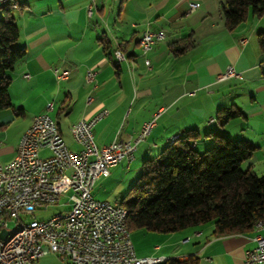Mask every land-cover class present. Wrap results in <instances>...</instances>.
Segmentation results:
<instances>
[{
	"label": "crops",
	"instance_id": "0c3cea01",
	"mask_svg": "<svg viewBox=\"0 0 264 264\" xmlns=\"http://www.w3.org/2000/svg\"><path fill=\"white\" fill-rule=\"evenodd\" d=\"M222 2L20 0L10 12L19 31L17 47L26 53L8 73L11 107L0 109V162L14 158L35 115L47 112L67 147L77 151L70 126L106 109V117L93 128L98 147L130 140L145 121L158 116L150 134L137 145L133 161L111 166L107 176L95 180L92 195L97 200L120 203L132 183L130 175L143 161L190 129L199 133L194 147L198 152L211 144L206 134L212 131L249 141L256 150L241 167L256 173L259 166L264 171V52L256 41V33L264 29V13L259 18L248 14L243 23L227 30ZM191 3L198 6L192 10ZM3 13L0 8V17ZM146 29L163 31L164 38L142 54L139 39ZM174 42L188 48L175 53L170 47ZM116 50L123 60L116 58ZM228 66L239 77L218 80ZM55 69L67 71V78L58 79ZM87 70L95 71L91 82L85 80ZM50 103L53 108L47 110ZM230 106L245 117L224 125L215 121L218 110ZM44 151L47 154L42 155ZM39 155L46 158L50 151L40 148ZM112 182L118 190L114 197L112 190L107 193L112 201L95 196L96 183L106 187ZM124 183L127 187L122 188ZM258 233L264 235V227L255 224L244 233L215 236L209 223L170 233L148 232L143 236L145 248L131 241L140 257L184 260L195 255L197 264H245L244 253L255 246L253 237Z\"/></svg>",
	"mask_w": 264,
	"mask_h": 264
},
{
	"label": "built area",
	"instance_id": "2783aa9c",
	"mask_svg": "<svg viewBox=\"0 0 264 264\" xmlns=\"http://www.w3.org/2000/svg\"><path fill=\"white\" fill-rule=\"evenodd\" d=\"M197 6L198 3L189 4L192 10ZM163 38V31L144 30L139 39L141 53L149 52ZM116 54L118 60L124 59L119 50ZM145 63L149 65V60L145 59ZM54 72L58 79L68 76L65 70ZM94 75L95 71L87 70L85 80L91 82ZM231 77H239L232 66L217 75L218 80ZM52 108V103L47 105V110ZM107 113L101 109L70 126L80 148L77 151L69 149L62 136H54L55 121L47 112L35 115L19 139L14 158L0 162V232L15 231L10 243L0 238V264H33L48 252L63 264H157L165 260L137 256L126 209L116 211V203L97 200L92 195L95 180L107 176L111 166L133 161L137 145L150 134L158 113L145 121L130 140H113L98 147L93 128ZM43 147L48 148L50 156L40 157L39 149ZM67 191L70 193L60 205L61 210L47 219L35 218L36 211L58 205ZM20 192H35V200H20ZM256 227L264 224L258 221ZM253 239L255 246L245 251L244 263L262 264L264 235L258 233Z\"/></svg>",
	"mask_w": 264,
	"mask_h": 264
},
{
	"label": "trees",
	"instance_id": "16d2710c",
	"mask_svg": "<svg viewBox=\"0 0 264 264\" xmlns=\"http://www.w3.org/2000/svg\"><path fill=\"white\" fill-rule=\"evenodd\" d=\"M16 6H0V109L11 107L9 71L24 58L17 47L19 31L11 15ZM227 30L243 23L248 14L259 18L264 0H223L220 5ZM264 52V29L256 33ZM171 49L183 52L188 45L178 42ZM245 117L237 107L220 108L219 124ZM211 144L202 152L194 149L199 133L185 131L170 139L154 157L143 161L140 174L120 200L127 211V227L154 233H170L211 223L213 235L244 233L258 221L264 222V173L257 175L241 164L256 150L247 140H232L215 131L206 134ZM190 255L184 260L168 258L157 264H197Z\"/></svg>",
	"mask_w": 264,
	"mask_h": 264
},
{
	"label": "rangeland",
	"instance_id": "374dc122",
	"mask_svg": "<svg viewBox=\"0 0 264 264\" xmlns=\"http://www.w3.org/2000/svg\"><path fill=\"white\" fill-rule=\"evenodd\" d=\"M176 136V135H175ZM234 140V139H232ZM210 147V146H209ZM204 151V150H203ZM47 154V151H44L42 152V155H45ZM157 154V153H156ZM155 154V155H156ZM154 155V156H155ZM152 158V157H151ZM255 171L257 173V175H261L264 173L263 170H261V168L259 166H257L255 168ZM140 174V170L135 174L132 173V175H130V177L133 178L132 180V183L127 187L125 186L126 184L124 183L122 188L123 187H127L125 188L124 190V195L126 194V192L128 191L129 187L136 181L137 177L139 176ZM116 182H112L111 184H109L108 186H101L100 183H96L95 186H94V194L97 198H101L102 195L103 196H106L107 199H109L110 201L113 200L112 196H107V193H110L111 190L113 191L112 195L113 197L115 195H117L118 193V190H117V187H116ZM107 191V192H106ZM70 193V191H67L65 195H63L61 198H60V201H59V204L58 205H52L48 208V210H42V211H36L34 216L35 218L37 219H47L48 217H50V215L56 211L57 209H59L60 205L66 201V195ZM102 199H105L104 197ZM131 233V238H132V241L133 243L140 247V248H145L147 246V242L145 240V238H143V236H146L145 234H147L148 232L145 231V230H142V229H132L130 231ZM33 264H63V262L52 252H48L44 255H42L38 260H36Z\"/></svg>",
	"mask_w": 264,
	"mask_h": 264
},
{
	"label": "bare ground",
	"instance_id": "6f19581e",
	"mask_svg": "<svg viewBox=\"0 0 264 264\" xmlns=\"http://www.w3.org/2000/svg\"><path fill=\"white\" fill-rule=\"evenodd\" d=\"M19 4H20V0H17V1L5 0L3 2H0V6H3V5L4 6H18ZM114 54L117 58L116 51ZM54 136H61V133L58 129L56 122H54ZM176 137L177 135L172 137V139ZM20 200H35V192H20ZM116 211H124V208L119 203H116ZM260 224H264V222L260 221ZM14 238H15V231H7L6 235L3 237V243H10L11 240Z\"/></svg>",
	"mask_w": 264,
	"mask_h": 264
},
{
	"label": "water",
	"instance_id": "95a60500",
	"mask_svg": "<svg viewBox=\"0 0 264 264\" xmlns=\"http://www.w3.org/2000/svg\"><path fill=\"white\" fill-rule=\"evenodd\" d=\"M262 73L264 74V65L261 67ZM7 231L6 230H2L0 232V238H3L6 235Z\"/></svg>",
	"mask_w": 264,
	"mask_h": 264
}]
</instances>
